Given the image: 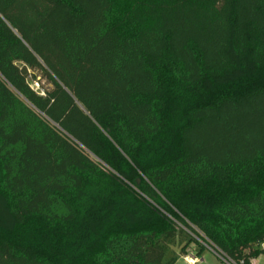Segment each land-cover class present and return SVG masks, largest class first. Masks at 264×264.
<instances>
[{"label": "trees", "instance_id": "16d2710c", "mask_svg": "<svg viewBox=\"0 0 264 264\" xmlns=\"http://www.w3.org/2000/svg\"><path fill=\"white\" fill-rule=\"evenodd\" d=\"M130 2L0 0V264L264 255V0Z\"/></svg>", "mask_w": 264, "mask_h": 264}, {"label": "rangeland", "instance_id": "374dc122", "mask_svg": "<svg viewBox=\"0 0 264 264\" xmlns=\"http://www.w3.org/2000/svg\"><path fill=\"white\" fill-rule=\"evenodd\" d=\"M112 1L115 9L119 13H127L131 8L132 2H130V0ZM143 1L145 0H138L141 4V10L144 9ZM41 84L46 88L49 87L44 81H42ZM32 87L34 89L38 88L35 84H32ZM181 229L185 234L190 235L193 242L189 241L186 245H184V241H182L184 239L183 237L182 240L177 239L175 245H172L169 249L166 258L176 257L177 260L175 264H227L224 262L225 258L223 257L222 259V255L219 251L204 240V238L194 228H191V231L183 227H181ZM260 248H264V243L259 247V249ZM227 262L228 264H232L229 261ZM249 264H264V255L255 254Z\"/></svg>", "mask_w": 264, "mask_h": 264}, {"label": "built area", "instance_id": "2783aa9c", "mask_svg": "<svg viewBox=\"0 0 264 264\" xmlns=\"http://www.w3.org/2000/svg\"><path fill=\"white\" fill-rule=\"evenodd\" d=\"M222 259H223V257H222ZM227 261H229V260H227V259L225 260V259H224V262L228 264ZM229 262H230V261H229ZM230 263H232V262H230ZM232 264H233V263H232Z\"/></svg>", "mask_w": 264, "mask_h": 264}]
</instances>
